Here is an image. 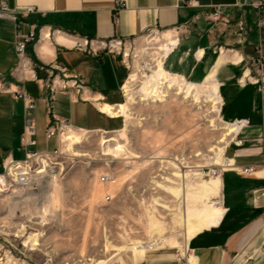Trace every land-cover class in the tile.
Masks as SVG:
<instances>
[{"label": "crops", "instance_id": "1", "mask_svg": "<svg viewBox=\"0 0 264 264\" xmlns=\"http://www.w3.org/2000/svg\"><path fill=\"white\" fill-rule=\"evenodd\" d=\"M1 1L10 8H35L36 13L26 19V31H35L34 42L28 44L26 51L34 63L50 70L49 75L38 71L35 80L19 82L14 72L17 65L15 27L11 21H0V82L25 90L35 103L32 112L35 129L36 132L43 129L40 137L46 147L36 150L40 145L36 139L37 132L36 144L31 148L36 153H50L57 149V141L46 140L45 137V131L54 129L57 120L67 122L70 130L104 132L113 129L115 121L122 118L113 119L100 110L104 105L116 108L122 104L127 71L121 58L106 52L99 53L98 57L90 56L73 48L74 40L61 33L98 41L114 38L129 40L149 31L175 33L176 44L165 57L166 67L173 73L171 75L191 83L202 82L215 67L217 59L213 61V54L224 51L230 61H224L213 77L219 85L220 111L225 106V114L228 103H236L243 111L238 118L227 120H246L252 128L259 127V130L250 133L242 131L241 134L244 132L245 135L240 139L243 141L240 147L237 136L230 143L234 145L233 159L226 157V160L232 162L233 169L223 172L228 176V186L224 187L225 175L220 177L221 220L209 230H203L184 242L178 251H168L167 259L159 255L150 259V263L181 264L184 260V264H264V100L255 85L254 67L243 68L242 65L259 56L257 43L264 57V27L258 25L256 12L251 8L241 10L234 7L235 0H120L121 6H117V0ZM214 7L220 9L221 17L229 23L224 25L221 21L213 23L206 20ZM241 20L245 22L247 43L237 51L226 52V45L235 46L238 43L237 30ZM184 27H190L187 34H183L186 32L182 31ZM194 45L197 50L193 60L187 57ZM229 67L240 70L232 72ZM61 70H66L68 76H76L84 88L79 95L71 88L57 90L49 111V85L61 78ZM262 73L264 75V67ZM24 123V103L0 93V171L8 158L23 159L25 151L19 147V140ZM255 140L259 146H246L249 141ZM52 141L54 143L49 145ZM244 167L253 168L255 173L240 177L233 173H241L240 168ZM226 189L228 193L224 194ZM174 254H179L181 260L174 262Z\"/></svg>", "mask_w": 264, "mask_h": 264}, {"label": "rangeland", "instance_id": "2", "mask_svg": "<svg viewBox=\"0 0 264 264\" xmlns=\"http://www.w3.org/2000/svg\"><path fill=\"white\" fill-rule=\"evenodd\" d=\"M206 20L217 23L209 16ZM189 28H182V31L186 30L183 34H187ZM163 33L160 31L158 36L152 35V41L138 39L136 55L133 57L129 53L121 103L128 106L130 116L117 119L114 128L104 132L73 129L79 143L73 145L72 151L59 138L56 155L44 152L47 154L41 159L45 164L39 159L33 162L34 171L41 174L38 180L41 188L32 190L30 196L24 193L27 197L25 201L13 209L8 197L18 189L3 191L0 188V264H133L132 252L128 248L137 242L149 244L152 241L157 248L152 252L155 254L149 253L152 256L139 264H151L150 259L159 255L167 259L168 251H178L170 249L168 244H155L157 239L152 235V229L157 231L159 238L173 239L180 248L183 246L185 234L181 221L187 212L186 199L182 195L173 198L156 187L154 181L161 183L159 176H169L175 171L182 176L177 187L185 191L196 186L195 183L209 181L214 173L223 177L225 174L221 169L209 160L208 151L216 145V139L223 132V120L227 121L225 123L234 122L227 119L238 118L243 110L236 103H228L225 114V106L221 107L222 114L219 109L217 117L210 113L211 104L206 101L210 93L209 84L201 88L197 98L186 99L181 93L176 95L174 90H169L162 100L147 98L141 101L138 93L140 80L151 74L150 67L163 41ZM237 34L238 43L235 46L226 45V52L237 51L247 43L246 30L243 34L245 40L241 39L239 27ZM176 35L171 33L173 37ZM262 39L264 44V31ZM150 42L151 50L147 48ZM257 46L259 48L260 44L257 43ZM195 47L187 58L194 60ZM220 52L213 54V61ZM165 60L162 67L169 72ZM242 65L243 68L255 66L251 60ZM229 69L236 73L240 70ZM131 73L136 74L137 79L130 82ZM42 124L43 127L44 122ZM248 125L237 135L238 141L245 135L244 132L259 130V127L252 128L249 122ZM42 131H37L36 139L40 143L37 151L41 147L46 148L40 137ZM102 141L114 151H104ZM232 142L225 146L230 145L226 152L224 150L225 159H233ZM259 145L256 140L246 144L252 148ZM233 173L242 176L238 172ZM103 174L111 176L114 184L101 183ZM227 177L225 175L224 187L229 183ZM47 184L56 193L55 203L49 207L46 206L47 195L42 191ZM226 192L227 189L224 194ZM211 201L219 202L221 197ZM197 207L202 208L201 205ZM28 239L35 240L38 245L32 246ZM172 258L174 262L181 260L179 254H174ZM181 262L185 263L184 260Z\"/></svg>", "mask_w": 264, "mask_h": 264}, {"label": "bare ground", "instance_id": "3", "mask_svg": "<svg viewBox=\"0 0 264 264\" xmlns=\"http://www.w3.org/2000/svg\"><path fill=\"white\" fill-rule=\"evenodd\" d=\"M176 39L177 38L171 36L170 32L163 33V35H162L163 41L160 43V46H159L158 51H157L158 52L157 56L153 59V65L150 67L151 68V74L149 76L146 75V77H144V80H140L141 86L138 90V93L140 95V98H142L141 101L147 100V98H152L153 100L154 99L162 100L164 97H166L168 95L169 90H174L176 95L181 93L183 95V97H185L186 99L191 98L192 96L197 98L196 96L199 93V91H201V88L205 87L209 84L210 85V93L208 94L206 101H207V103L209 102L211 104L210 105L211 109L209 110L210 113H213L214 116L217 117V115L220 113L219 109H220V105H221L222 101H221V97L218 95V86L219 85L217 84V82L213 81V77L215 76L217 69L221 66V64L224 61H228L229 57H227L225 55L224 51H221L217 60H216L214 69H212L207 74V77L204 78L202 80V82H200V83H193V82L188 83L180 76L171 75L170 73H168L164 69V67H162V62L164 61L163 59L170 53L172 48L175 46ZM58 40H60V38H58ZM60 42H64V41L60 40ZM127 56L128 55L126 54V57ZM236 61L237 60H233V62L235 64L237 63ZM136 79H137L136 74L131 73V75L129 76V81L130 82L135 81ZM203 95H206V94H203ZM194 101H195V99H194ZM100 110L102 113H104L105 115H108L109 117H111L113 119H117V117L126 118V117L131 115L129 108L126 104H120V105L116 106V108L104 105L100 108ZM223 123H224L223 132H222L221 136L218 139H216V145L212 146L209 149L208 153H210V155H208V157H209V160L211 161L213 166H216V167L220 168L222 172H225L226 170L233 169L232 162L226 160L223 157L225 146L229 142H232V140L239 134V132L245 126H244V122L240 121V120L232 122V123H230V125L228 123H225V122H223ZM65 131L67 133L64 132L59 137L60 142L62 144H64L65 147H67L68 149H70L72 151V150H74L73 145L79 143V137H78V135H76L74 133L73 130H70L69 127ZM101 145H102V148L104 151H111V152L114 151V149H112V147L104 141H102ZM113 154H114V152H113ZM41 158H39V162L42 163V161H43V163L45 164L46 162H44V160ZM181 163H182V161H181ZM171 164H173V163H171ZM40 175L41 174L35 172L34 183L31 185V188H29L28 190L12 191V195L10 197H8V200L11 201L12 209H13V207L17 206V204L25 201V199L27 198L26 196H24L26 194V192H27L28 196H30V195H32V193H31L32 190H34V189L37 190V187H39V189L41 188L40 187L41 185H39L40 181L38 183V180L41 179V178H39ZM195 175H198V174H195ZM107 176H109V175H107ZM159 177H161V183L160 182L158 183V181H154V183L156 184V187L161 188L164 192L170 194L173 198H178V197H180V195H182L186 199V204H187L186 216L183 218L181 217L182 218L181 224L183 226L184 234H185V242H187L188 240L190 241V239L195 237L197 235V233H199L203 230L204 231L207 229L209 230L210 228L215 226L221 220V216L223 214V210L221 209V205H222L221 201H219V202H212L211 201L213 199H217L218 197H221L222 187H221V180H220L219 174L214 173L212 177L210 175L211 178L209 181H207V182H201L200 181V182H198V184L195 183L196 186L194 185L195 186V187L193 186L194 188L189 187V189L187 188L185 191L181 187L180 188L177 187V182L179 181L180 177H182V176L179 175L178 173H175V171L173 173L169 174V176H165V175L162 176L161 175ZM183 178H184V176H183ZM197 181H199V180H197ZM41 183H43V182H41ZM104 183L105 184H114V181L111 178V176H109V180L107 182H104ZM1 185H2V182L0 180V188H3ZM4 186H6V185H4ZM43 189H44V190H42L43 193L45 195H47V205L46 206L49 207V205H51L52 203L54 205L55 194H56L55 191H52L51 187H49L48 184L44 185ZM22 191H23V194H22ZM106 197H108V196H106ZM173 198H172V200H173ZM198 205H201L202 208L198 209V207H197ZM164 207H166V206H164ZM38 211H39V209H38ZM177 225H179V224L177 223ZM179 227H180V225H179ZM2 228H3V226H2ZM152 235H154L156 237L157 240H156L155 244H157V245L158 244L159 245L168 244L170 249H177V250L181 249L179 247V244L175 240H173V239L164 240V239L159 238L157 231L155 229H152ZM153 239H155V238H153ZM29 242H32V246L38 245L35 240H29ZM128 249L132 252V263L133 264H136L137 261H140L143 258L145 259V257L149 253L157 251V248L154 246V243H152V241L149 244H144V243H140V242H137L136 244L133 243L131 245V247ZM97 264H100V262Z\"/></svg>", "mask_w": 264, "mask_h": 264}, {"label": "built area", "instance_id": "4", "mask_svg": "<svg viewBox=\"0 0 264 264\" xmlns=\"http://www.w3.org/2000/svg\"><path fill=\"white\" fill-rule=\"evenodd\" d=\"M117 6H121L120 0L116 2ZM234 7L245 10V9H253L256 14L258 20V25L264 27V0H235ZM36 13V10L33 6H25L22 9L10 8L7 3L0 0V21H11L13 26L15 27L14 32V51L15 57H17V65L14 69L15 78L24 83V81L35 80L36 73L38 71H44L49 75L50 70L45 68L43 65H37L32 61L30 56L27 54L28 44L34 42L35 39V31L33 29H29L26 31L27 23L26 19L28 16ZM210 19L214 22H222L224 25L229 23V20L221 17L220 9L218 7H214L212 13L210 14ZM239 30L242 34V40H245L243 34L245 33V22L243 20L238 23ZM163 32V31H161ZM160 31H149L146 32L145 35L129 39L122 40L120 38H114L109 41L104 40H92L86 37L84 38H76L70 34H63L66 38L73 39L75 44L73 48L82 51L93 57H98L99 53L106 52L111 55L119 56L125 66L127 68V59L130 57L129 53L136 55L135 50L137 46V42L139 40L146 39L152 41V35L158 36ZM139 39V40H138ZM37 44H38V40ZM148 45V49L151 50L152 46ZM258 57L251 60V63L254 64V72L256 76L255 85H258L259 92L262 94L264 100V75L262 73V68L264 67V57L261 56L260 47L257 48ZM126 54L128 55L126 57ZM61 73V78L54 80L49 85L50 97L48 99V110L52 109V99L53 94L59 91H66L73 89L75 94L79 95L84 88V85L81 81L78 80L76 76H68L66 74V70L59 71ZM0 93L10 95L14 100L21 101L24 103V117L25 123L23 128V134L19 140V147L22 148L25 153L22 160H15L8 158L3 163V168L0 171V180L2 182L3 191H6L12 188H16L18 190H28L31 188V185L34 183V167L33 162L36 163V160L42 157V155H46L47 153H36L31 150L32 147L35 146V120L32 116V112L35 109V103L33 102L30 95L25 90H20L13 87L11 84L6 82H0ZM244 122L245 127H249L248 121L240 120ZM235 122V121H234ZM69 125L67 122L57 120V125L54 129H47L45 132L46 140L55 139V141H59L60 135L64 132ZM243 145V141L239 142V146ZM58 150L53 152V154H57ZM49 154V153H48ZM242 175H253L255 171L251 167L240 168ZM101 183L107 182L109 180V176L103 174L101 175ZM6 185V186H4Z\"/></svg>", "mask_w": 264, "mask_h": 264}]
</instances>
